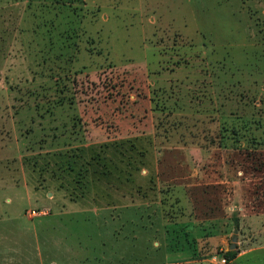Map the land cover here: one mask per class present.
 Wrapping results in <instances>:
<instances>
[{
    "label": "rangeland",
    "instance_id": "1",
    "mask_svg": "<svg viewBox=\"0 0 264 264\" xmlns=\"http://www.w3.org/2000/svg\"><path fill=\"white\" fill-rule=\"evenodd\" d=\"M262 214L264 0H0V264H264Z\"/></svg>",
    "mask_w": 264,
    "mask_h": 264
},
{
    "label": "crops",
    "instance_id": "2",
    "mask_svg": "<svg viewBox=\"0 0 264 264\" xmlns=\"http://www.w3.org/2000/svg\"><path fill=\"white\" fill-rule=\"evenodd\" d=\"M107 140V141H106ZM110 140H112V139H109V138H107V139H105L104 141H102L103 143H97V145H92L93 143H91V142H87V143H85L84 144V146H86V148H94V147H98L100 144H104V142L106 141L107 142V144H109V142L108 141H110ZM98 182H100V179H96ZM102 181H104L103 179H102ZM90 187V186H89ZM89 187H87V185H86V189H85V192L83 193L84 195L85 194H88V192H89ZM108 190H110V189H108ZM91 191V190H90ZM95 199H97V197L95 198ZM92 201V206H98L97 205V202L96 201H93V200H91ZM252 216H255V215H252ZM251 216V217H252ZM262 216H264V214H262ZM237 254V253H236ZM235 258V257H234Z\"/></svg>",
    "mask_w": 264,
    "mask_h": 264
},
{
    "label": "trees",
    "instance_id": "3",
    "mask_svg": "<svg viewBox=\"0 0 264 264\" xmlns=\"http://www.w3.org/2000/svg\"><path fill=\"white\" fill-rule=\"evenodd\" d=\"M236 253H237V251L234 250V249L225 251L224 257H223L224 258V261H226V262L231 261L236 256Z\"/></svg>",
    "mask_w": 264,
    "mask_h": 264
},
{
    "label": "water",
    "instance_id": "4",
    "mask_svg": "<svg viewBox=\"0 0 264 264\" xmlns=\"http://www.w3.org/2000/svg\"><path fill=\"white\" fill-rule=\"evenodd\" d=\"M231 241H235V236L232 237ZM234 248V243H230L229 245V250L233 249Z\"/></svg>",
    "mask_w": 264,
    "mask_h": 264
},
{
    "label": "built area",
    "instance_id": "5",
    "mask_svg": "<svg viewBox=\"0 0 264 264\" xmlns=\"http://www.w3.org/2000/svg\"><path fill=\"white\" fill-rule=\"evenodd\" d=\"M29 212H30L31 214H36V213H35V210H30Z\"/></svg>",
    "mask_w": 264,
    "mask_h": 264
}]
</instances>
